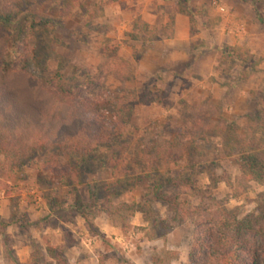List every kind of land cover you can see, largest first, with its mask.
Returning a JSON list of instances; mask_svg holds the SVG:
<instances>
[{"label":"clouds","instance_id":"clouds-1","mask_svg":"<svg viewBox=\"0 0 264 264\" xmlns=\"http://www.w3.org/2000/svg\"><path fill=\"white\" fill-rule=\"evenodd\" d=\"M0 200V264H264V0H0Z\"/></svg>","mask_w":264,"mask_h":264},{"label":"rangeland","instance_id":"rangeland-1","mask_svg":"<svg viewBox=\"0 0 264 264\" xmlns=\"http://www.w3.org/2000/svg\"><path fill=\"white\" fill-rule=\"evenodd\" d=\"M38 183L42 186V187H50L54 181L45 177L42 173L41 174H38ZM49 197V193H42V194H39V200H43L45 202V204H48L50 205V208L51 206H55L57 201L55 198H52L51 200L48 199ZM24 198V194H22L21 196L19 197H16L14 198L13 200V204L16 205L18 204V202L20 200H22ZM29 199L31 200L32 203H38V200H32V197L30 196ZM0 204H2V200H0ZM39 209L37 208V211ZM29 213L25 212L24 213V219L26 220L28 217H29ZM11 219H16V216L15 214L12 215ZM45 221H47V217H44L43 218ZM51 226L53 227V229L56 227V221H51ZM61 231H64L63 228H61ZM67 247H71L72 246V243L73 241L71 240V234L69 233L68 234V237H67ZM81 243H83V241H81ZM58 251V250H57ZM59 252V251H58ZM62 253V255H64L63 252H60Z\"/></svg>","mask_w":264,"mask_h":264},{"label":"trees","instance_id":"trees-1","mask_svg":"<svg viewBox=\"0 0 264 264\" xmlns=\"http://www.w3.org/2000/svg\"><path fill=\"white\" fill-rule=\"evenodd\" d=\"M47 251L50 254H52L54 257H56V256L63 257L62 253L58 252L57 250H54V249L49 248V249H47Z\"/></svg>","mask_w":264,"mask_h":264}]
</instances>
